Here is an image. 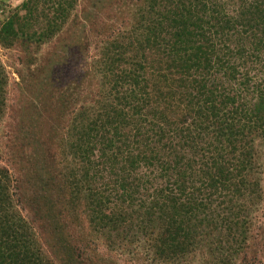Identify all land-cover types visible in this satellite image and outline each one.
Wrapping results in <instances>:
<instances>
[{
    "label": "trees",
    "instance_id": "obj_1",
    "mask_svg": "<svg viewBox=\"0 0 264 264\" xmlns=\"http://www.w3.org/2000/svg\"><path fill=\"white\" fill-rule=\"evenodd\" d=\"M107 2L22 0L0 21L4 48L50 43L4 124L0 264H53L31 221L60 264H117L84 226L139 264H259L264 0ZM6 85L0 64V123Z\"/></svg>",
    "mask_w": 264,
    "mask_h": 264
},
{
    "label": "rangeland",
    "instance_id": "obj_2",
    "mask_svg": "<svg viewBox=\"0 0 264 264\" xmlns=\"http://www.w3.org/2000/svg\"><path fill=\"white\" fill-rule=\"evenodd\" d=\"M22 0H0V21L4 19V17L9 13V11L14 8L15 6L19 5ZM105 4V10L103 11L104 14H107L109 16L113 15V9H110V4H108L107 0H104ZM84 4L79 2L78 7H77V13L79 14L82 11ZM50 44V43H49ZM49 44H44L42 45L36 52L34 51L33 47L28 48L29 50L24 49V47H11V48H4L0 46V64L5 70L6 77H7V85H6V99H7V113L5 114V117L3 119V122L0 123V166H8V155L6 152V149L4 148V137H5V126L7 122H11V119H15L16 117V110H17V105L20 99L23 97L26 98L27 96H23L19 90V84H20V77L19 73L22 72L23 75L27 74L26 71V65H30L31 60H33L32 63L35 62L36 59L40 58V55H43L46 53L49 49ZM28 57H30L28 59ZM27 63V64H26ZM29 63V64H28ZM8 124V123H7ZM4 136V137H3ZM10 154H12L10 151H8ZM264 154V152H263ZM262 163L264 164V158H262ZM261 181L264 183V169L263 173L261 174ZM22 214L28 218V215H31L28 211L23 210ZM29 221L30 218H28ZM261 220V219H259ZM36 232L39 234L41 237V241L43 242L44 246L48 248L50 251L48 252L50 258L53 260V264H60L59 260L56 257V254L58 255L56 248L53 246L52 241L49 240V235L47 236L45 230L42 228V225L37 222L31 221ZM85 232H87V236L90 238V253L93 255V251L98 255L106 256V260H111L116 262L117 264H139L141 261H132L131 256L128 255L125 251H112L107 252L104 242L102 238H99L98 236L91 235L90 231H87L86 226H84L83 229V236L85 235ZM261 233L257 235V237L260 236ZM44 239H43V238ZM88 238V239H89ZM45 241H47L50 245L51 248L48 244H46ZM92 240V242H91ZM92 244V245H91ZM106 249V250H105ZM261 258V259H260ZM260 259V260H259ZM259 264H264V252L262 251L259 256ZM193 264H201L200 258H196L194 260ZM253 264H257L254 263Z\"/></svg>",
    "mask_w": 264,
    "mask_h": 264
}]
</instances>
